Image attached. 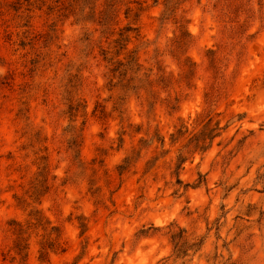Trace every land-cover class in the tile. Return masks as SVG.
Wrapping results in <instances>:
<instances>
[{"label": "rangeland", "instance_id": "obj_1", "mask_svg": "<svg viewBox=\"0 0 264 264\" xmlns=\"http://www.w3.org/2000/svg\"><path fill=\"white\" fill-rule=\"evenodd\" d=\"M131 52L139 73L113 75ZM162 76L155 96L139 82ZM207 112L223 129L202 151L191 139ZM262 115L250 0H0V264H137L167 215L165 261L264 264ZM178 227L201 251L176 259Z\"/></svg>", "mask_w": 264, "mask_h": 264}, {"label": "trees", "instance_id": "obj_2", "mask_svg": "<svg viewBox=\"0 0 264 264\" xmlns=\"http://www.w3.org/2000/svg\"><path fill=\"white\" fill-rule=\"evenodd\" d=\"M100 23L102 24V22H100ZM135 32H137V29L133 28L130 25L127 26L123 30V32L120 34L121 38L115 42L117 44V47H118L117 56L120 55L121 51H125L127 49V46L130 43V34L135 33ZM190 37H191V35L188 31H185V30L182 31L181 37H179L176 41L178 48L183 49V48L187 47L190 43V40H189ZM210 53L213 54V51H210ZM105 59H107V58H105ZM112 60L113 59H111V61ZM212 62H215L214 58L212 59ZM112 65H113V68L111 69V72L113 73V75L119 74L120 77H122V76L126 77L129 72L133 75H137L140 71V69H139L140 65L138 63V59L134 55V52H131V55H129L128 61L126 64L123 63L122 61H118L116 63H113ZM194 65L195 64H193V63L185 65L186 76H192L194 74V71H195ZM139 82L144 83L148 87H150L152 96H155V93H154L155 87H158L159 85H163L164 89L169 87V85H168L169 84V78L166 76H162L157 80H152L150 78L139 79ZM136 89L139 90V89H142V87H137ZM206 98H207V103H210L213 101L214 95L207 93ZM199 119L202 120L201 123L206 121V124L204 125V130L202 131V133L200 135V136L203 135V137H204V134H205V138L195 137V138L191 139V143L196 144L195 145L196 149H200L202 151H205L206 140L207 139L214 140V138L220 136L223 128H221L219 121L214 123V118L208 112L204 113L203 115L201 114L199 116ZM179 132L181 135L182 131H179ZM160 141H161L162 145L165 144L164 139H162ZM176 141H177V138H175V135L172 134V143H175ZM70 148L76 152L77 148H78L77 142L73 141V143H71ZM129 160L130 159L128 157L124 160L125 166H127V164H129ZM179 160H180V162H182L183 158L180 157ZM125 166H121L120 170L124 171ZM81 228L85 229V225L81 224ZM19 231L22 232L23 229H20ZM185 234H186V231L179 228V227H178V230H176V231L171 230L169 232L171 242L174 245V255L176 256V259L186 258L187 256H189V252L191 250L194 253L201 251L202 246L204 244L203 240H201L198 243L189 244ZM15 248H16L18 254L21 255L25 250H27V245L26 244L23 245V239L19 238L17 243H16ZM46 254H47L46 248H43L42 252H41V259L42 260H44Z\"/></svg>", "mask_w": 264, "mask_h": 264}, {"label": "clouds", "instance_id": "obj_3", "mask_svg": "<svg viewBox=\"0 0 264 264\" xmlns=\"http://www.w3.org/2000/svg\"><path fill=\"white\" fill-rule=\"evenodd\" d=\"M259 3L264 4V0H259ZM250 8L254 14V19H260L262 16H264V14H262L259 9L257 0H250ZM261 119H264V115L261 116ZM262 171H264V169H262ZM172 219H173L172 215H167V216H162L161 219L154 221L155 225L162 229V233L160 234L161 239L159 240L158 245L154 243L151 247H149L143 253L139 251L138 249L143 247L147 243V241L141 240L138 242L137 250L135 252V256L139 258L137 261V264H149V260H151V264H156L157 261H159L160 264H172L171 260H168V261L164 260V257L168 255V247H167L166 240L163 238V233H166L168 231L167 225ZM200 231H203L202 227ZM199 235H200V232L198 231L196 233V236L193 237V239L198 238ZM158 248H160L161 250H157ZM177 264H179L178 261H177ZM209 264H211V262H209Z\"/></svg>", "mask_w": 264, "mask_h": 264}]
</instances>
